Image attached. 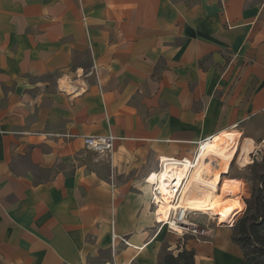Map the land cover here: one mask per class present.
Instances as JSON below:
<instances>
[{"label":"crops","instance_id":"1","mask_svg":"<svg viewBox=\"0 0 264 264\" xmlns=\"http://www.w3.org/2000/svg\"><path fill=\"white\" fill-rule=\"evenodd\" d=\"M229 131L219 187L264 139V0H0V264H159L146 176ZM231 228L170 249L243 264Z\"/></svg>","mask_w":264,"mask_h":264},{"label":"bare ground","instance_id":"2","mask_svg":"<svg viewBox=\"0 0 264 264\" xmlns=\"http://www.w3.org/2000/svg\"><path fill=\"white\" fill-rule=\"evenodd\" d=\"M249 144L253 148V142L250 140H245L242 145L241 154H239L241 164L250 163L248 160ZM238 145L239 134L236 131H229L213 136L210 142L203 146L199 153L198 163L190 171L188 183L182 194L181 202L184 207L214 216L221 225H228L236 210L242 207L240 198L218 192V186L222 174H227L229 165L238 152ZM186 172V166L178 170L174 165L166 162L164 171L160 173V184L163 185L168 176L181 178L186 175ZM152 173L150 181L155 180V174ZM153 215L154 221L155 218L159 223L165 220L167 218L166 206L161 204ZM162 228L164 227L160 229Z\"/></svg>","mask_w":264,"mask_h":264},{"label":"built area","instance_id":"3","mask_svg":"<svg viewBox=\"0 0 264 264\" xmlns=\"http://www.w3.org/2000/svg\"><path fill=\"white\" fill-rule=\"evenodd\" d=\"M212 138L209 137L198 142L196 150L190 158H160L158 160L157 170L154 172L155 180L150 181L153 173H149L144 180L150 189L149 204L153 212L156 213L161 204L167 208V218L165 220L159 223L157 222V218H155L156 225L159 226L158 231L161 227H164L168 233L175 236L178 243H183L186 239H192L197 243H202L210 236L209 228L201 226L191 219L192 216L200 212L192 210L189 207H184L181 201L182 194L188 183L190 171L197 165L199 153L203 146L207 145ZM82 141L86 149L101 155L110 154L114 145L113 136L98 138L83 137ZM166 162L174 165L178 170L186 166V175L181 178L168 176L164 184L161 185L160 173L164 171ZM122 242L126 244V241L122 240Z\"/></svg>","mask_w":264,"mask_h":264},{"label":"trees","instance_id":"4","mask_svg":"<svg viewBox=\"0 0 264 264\" xmlns=\"http://www.w3.org/2000/svg\"><path fill=\"white\" fill-rule=\"evenodd\" d=\"M258 181V187L253 188L250 200L246 201L244 216L234 225L232 232L233 242L243 251V264H264V174L258 177ZM243 209L244 204L238 211L236 210V213L238 214ZM248 248L252 250H246ZM252 251H260L259 255L263 256L262 260L256 261L252 257ZM159 264H195L194 254L185 249L176 255L166 253L160 257Z\"/></svg>","mask_w":264,"mask_h":264},{"label":"rangeland","instance_id":"5","mask_svg":"<svg viewBox=\"0 0 264 264\" xmlns=\"http://www.w3.org/2000/svg\"><path fill=\"white\" fill-rule=\"evenodd\" d=\"M248 158L250 165L247 168L243 169L242 171V177H244V179L242 177L232 176L231 178L235 179L236 182L229 181L227 184H223L221 187L218 186V192L223 194L235 195L238 198L241 197L240 204L241 206L244 204L243 211L239 212L238 214L235 212L236 214H234V216L229 220L228 225H225L232 227L231 228L232 232L234 225L238 223L239 219H241L246 212L245 211L246 201L250 200L251 194L253 192V188H257L259 185L258 177L261 176V174H264V139L259 140L256 143V146L254 147L252 154L249 155ZM253 163H256L257 165L254 166ZM236 187H240L241 191ZM150 211L153 212V210L151 209ZM191 219L193 220V222L201 226H204L206 228H212L214 224L219 223L218 220L214 218V216H210L209 214H203V213H197L196 215L192 216ZM219 225L221 224L219 223ZM159 242L161 244L160 252L158 256L160 262V257L163 254L173 253L170 247L175 244L176 238L173 234L168 233L164 228L159 237ZM246 250L251 251L252 249L248 248ZM252 252H253L252 257L255 258L256 261L262 260L263 256L259 255L260 251H255V252L252 251Z\"/></svg>","mask_w":264,"mask_h":264}]
</instances>
